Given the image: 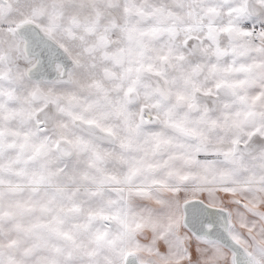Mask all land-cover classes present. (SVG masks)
<instances>
[{
  "label": "snow or ice",
  "instance_id": "1",
  "mask_svg": "<svg viewBox=\"0 0 264 264\" xmlns=\"http://www.w3.org/2000/svg\"><path fill=\"white\" fill-rule=\"evenodd\" d=\"M0 264H264V0H0Z\"/></svg>",
  "mask_w": 264,
  "mask_h": 264
}]
</instances>
